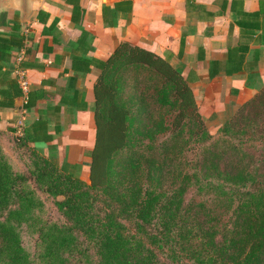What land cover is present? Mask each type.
Returning a JSON list of instances; mask_svg holds the SVG:
<instances>
[{
    "label": "trees",
    "instance_id": "16d2710c",
    "mask_svg": "<svg viewBox=\"0 0 264 264\" xmlns=\"http://www.w3.org/2000/svg\"><path fill=\"white\" fill-rule=\"evenodd\" d=\"M1 41L0 56L5 57L7 41ZM21 46L19 39L17 47ZM99 71L93 85L89 184L78 179V166L69 169L63 164L61 174L54 177L50 170L43 171L50 181L45 192L63 197L55 206L71 225L61 230L48 228L41 234L43 239L59 252L74 253L82 264H164L140 236H145L149 246L165 251L170 264H264V119L251 121L254 137L237 138L246 134L245 126L237 121L264 107V86L235 109L213 139L205 132L204 119L186 80L166 60L121 42L100 62ZM127 71L143 73L154 83V101L161 108L174 110L169 123L172 134L186 125L194 128L197 143L211 141L197 151L190 172L181 170L176 157L168 155L167 146L154 150V136L163 132L162 117L133 128L134 116L120 98ZM141 81L135 79L131 84L128 98L137 99L139 114L144 108ZM11 83L16 87L14 80ZM12 95L9 104L16 96ZM29 107L27 98L22 108ZM38 132L22 130L18 138L9 136L49 164L52 161L29 146L39 140ZM257 138L259 148L253 144ZM143 139L148 143L143 145ZM171 140L173 150L180 149L176 137ZM247 144L260 149L258 158L244 148ZM0 154V254L20 261L23 250L15 227L26 221L33 205L18 190L25 178L12 175ZM190 188L198 198L183 204ZM97 201L103 208H96ZM73 229L82 234L86 245L73 237ZM90 248L95 260L88 254Z\"/></svg>",
    "mask_w": 264,
    "mask_h": 264
},
{
    "label": "crops",
    "instance_id": "0c3cea01",
    "mask_svg": "<svg viewBox=\"0 0 264 264\" xmlns=\"http://www.w3.org/2000/svg\"><path fill=\"white\" fill-rule=\"evenodd\" d=\"M19 8V0H0V132L12 135L28 98L21 131L39 130L29 146L78 166L82 182L94 142L93 85L119 43L175 68L207 126L264 86V0H26Z\"/></svg>",
    "mask_w": 264,
    "mask_h": 264
},
{
    "label": "rangeland",
    "instance_id": "374dc122",
    "mask_svg": "<svg viewBox=\"0 0 264 264\" xmlns=\"http://www.w3.org/2000/svg\"><path fill=\"white\" fill-rule=\"evenodd\" d=\"M135 79L141 83L139 85L140 91L142 90L143 94V103L144 108L142 113L137 112V99L133 98L128 100L132 95L133 86ZM148 78H145L143 73H135L133 71H127L124 73V82L122 83V93L120 98L125 102V106L128 107L132 116H134L133 128L137 127L143 122H154L158 118L162 117L163 120V132L157 133L154 136L153 147L156 151L157 149H164L165 146L168 148V155L170 157H176L177 162H180L181 170L185 172H190L191 167L194 164V160L198 150L205 149L211 141H204L202 143H197L193 138L194 128L191 126L183 125L182 129L176 133L172 134L170 132L169 123L172 119L174 110L167 108H161L153 98V91L155 90L154 83ZM233 110L229 115L226 116L219 126L215 127L214 125L210 126L205 124V132L211 136L213 139H216L219 129L234 116ZM262 111V112H261ZM264 107L257 109L256 111L250 114V117H242L237 121L238 125H244L246 134L244 136H238L239 139H244L249 137L250 139L254 137L252 134L255 133L254 125L251 121L254 120V123L259 122L264 119ZM261 112V113H260ZM256 117V118H255ZM262 127V124L260 125ZM176 137L175 143L180 145V149L174 151L172 148L171 137ZM232 142H236V137L230 138ZM257 138L253 143L256 147L259 148V143L256 142ZM146 139L142 140V144H147ZM161 145V146H159ZM171 146V147H170ZM244 148L251 152V154L256 157V153L260 149H254L249 144L245 145ZM0 151L4 156V162L6 163L9 172L15 176H23L25 178L24 182L19 185L20 191L24 192L26 196L31 200L33 208L26 219L22 221L18 226L15 227V230L18 234L20 245L23 250V256L20 261H14L5 256L4 253L0 254V264H82L74 253L61 250L59 252L58 248L48 244L47 240L43 239V234L46 230L52 226H55L57 229H65L70 227V223L57 211L55 203L62 200L60 195H50L45 192L46 187L50 186V181L44 177V170L52 173L54 177L60 173V166L54 161L49 162V164L43 161L39 156L34 154L27 146L21 144L17 145L15 141L7 134L0 132ZM143 154H146V150H142ZM160 154V153H158ZM1 155V154H0ZM258 158V157H256ZM54 163V164H53ZM177 163H175L176 166ZM77 172V171H76ZM86 185L89 184L88 179L83 180ZM99 197H101L99 193ZM195 197L193 188L187 190L183 197V204L190 203ZM104 204L101 201H97L95 206L96 208H103ZM16 207V206H15ZM14 207V208H15ZM13 208V207H10ZM1 220V218H0ZM128 231L133 233V228L125 224ZM51 232V231H50ZM73 237L79 239L80 242L86 243L82 234L76 230H72ZM142 242L149 248H151L156 254L158 260L164 264H170V261L167 257V253L164 251H158L154 247L148 245L145 236H140ZM88 254L92 256V259L95 260L93 256V250L87 249Z\"/></svg>",
    "mask_w": 264,
    "mask_h": 264
},
{
    "label": "built area",
    "instance_id": "2783aa9c",
    "mask_svg": "<svg viewBox=\"0 0 264 264\" xmlns=\"http://www.w3.org/2000/svg\"><path fill=\"white\" fill-rule=\"evenodd\" d=\"M18 86H19L20 92L22 94H25L27 91V84L22 78H19ZM24 114H25L24 109H20L18 113V118L15 121V124L13 126V131H12V135L15 138H18L21 135V118Z\"/></svg>",
    "mask_w": 264,
    "mask_h": 264
},
{
    "label": "water",
    "instance_id": "95a60500",
    "mask_svg": "<svg viewBox=\"0 0 264 264\" xmlns=\"http://www.w3.org/2000/svg\"><path fill=\"white\" fill-rule=\"evenodd\" d=\"M19 2H20V8L19 9H20L21 14H23L25 11L26 0H19Z\"/></svg>",
    "mask_w": 264,
    "mask_h": 264
}]
</instances>
